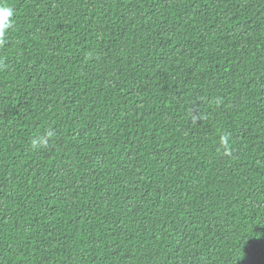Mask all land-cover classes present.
I'll return each instance as SVG.
<instances>
[{
    "label": "trees",
    "instance_id": "1",
    "mask_svg": "<svg viewBox=\"0 0 264 264\" xmlns=\"http://www.w3.org/2000/svg\"><path fill=\"white\" fill-rule=\"evenodd\" d=\"M3 4L0 264H264V0Z\"/></svg>",
    "mask_w": 264,
    "mask_h": 264
},
{
    "label": "clouds",
    "instance_id": "2",
    "mask_svg": "<svg viewBox=\"0 0 264 264\" xmlns=\"http://www.w3.org/2000/svg\"><path fill=\"white\" fill-rule=\"evenodd\" d=\"M13 16V10L3 4V0H0V43H3L6 30L12 27L11 17ZM36 141H34V144Z\"/></svg>",
    "mask_w": 264,
    "mask_h": 264
}]
</instances>
